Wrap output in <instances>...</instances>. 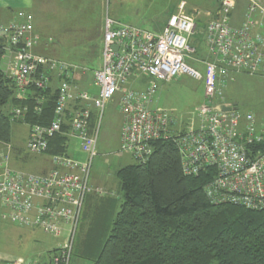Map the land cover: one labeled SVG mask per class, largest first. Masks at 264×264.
<instances>
[{"label":"built area","instance_id":"built-area-1","mask_svg":"<svg viewBox=\"0 0 264 264\" xmlns=\"http://www.w3.org/2000/svg\"><path fill=\"white\" fill-rule=\"evenodd\" d=\"M216 1V14L200 31L204 60L194 59L189 42L197 29L198 11H186L183 1L158 34L106 15L101 64L92 75L95 95L73 85L66 63L33 53L38 39L24 13L19 12L16 21L0 24V38L6 42L3 69L16 86L17 98L31 87L46 89L53 77L59 81L53 120L48 126L29 127L28 152L44 155L49 139L61 134L75 140L85 155L82 161L75 159L67 142L65 156L50 157L51 169L34 175L10 170L7 155L0 153V219L64 238L46 262L15 259L0 264H71L85 200L94 192L101 194L89 184L90 171L97 156L102 111L115 95L121 115L120 154L144 164L153 143L170 140L178 150L184 176L214 172L204 189L209 201L264 210V115L242 113L223 100L232 81L227 79L229 74L264 79V0H245L244 22L237 28L230 25L237 0ZM184 75L203 82L204 99L198 107L199 127L177 132L176 119L151 105L160 84ZM139 80H147L144 89L134 86ZM223 107L231 110L223 112ZM25 112L16 109L13 118Z\"/></svg>","mask_w":264,"mask_h":264},{"label":"trees","instance_id":"trees-1","mask_svg":"<svg viewBox=\"0 0 264 264\" xmlns=\"http://www.w3.org/2000/svg\"><path fill=\"white\" fill-rule=\"evenodd\" d=\"M204 26L198 21L200 31ZM5 44L0 38V144H11L12 124L29 128L52 122L56 86L31 87L17 98L16 86L3 70ZM195 46L193 56L198 58L202 51L198 43ZM188 64L195 66L192 61ZM16 109L26 112L13 118ZM66 130L63 127V133ZM67 142L65 135H54L44 155L65 156ZM213 176L212 170L184 176L174 143L156 141L146 163L133 162L115 171L122 196L118 212L110 199L91 203L95 196H87L80 221L85 216L90 223L74 243V264H264V210L209 201L204 189ZM108 218H112L110 229Z\"/></svg>","mask_w":264,"mask_h":264},{"label":"rangeland","instance_id":"rangeland-1","mask_svg":"<svg viewBox=\"0 0 264 264\" xmlns=\"http://www.w3.org/2000/svg\"><path fill=\"white\" fill-rule=\"evenodd\" d=\"M174 1L0 0V20L12 18L13 14L16 16L19 12L24 13L27 19L29 17L32 33L38 39V44L34 46L38 48L36 54L66 63L71 69L72 80L74 79L78 87L74 86L82 91L80 89L89 86L93 71L101 64L100 37L103 34L102 26L106 15L125 24L159 32L166 23L165 12L170 6H174ZM181 1H184L188 11H200V24L210 19L205 16V11L209 12V8L218 6L216 0H179L177 4ZM244 1L238 0L237 7L242 6ZM35 32L41 37L40 44V37L38 38ZM200 35V29L197 28L189 39L191 48L196 47V43L202 48L204 44ZM205 58L203 52L198 58L194 57L197 60ZM235 79V84H229L224 90L223 100L242 113L250 111L258 116L264 115V79L248 76H237ZM118 99V95H115L102 111L97 156L92 162L89 182L94 190L101 192H94L95 198L90 202H97L101 198L110 199L113 205H116L115 213L118 212L122 200L115 171L133 163L128 154L119 153L121 115L117 107ZM203 99V82L184 75L160 84L151 108H161L171 114L181 126L186 127L190 123L200 122L198 107ZM11 128L12 143L0 144V153L7 155L10 170L26 174H44L42 171L52 166L51 160L48 156L28 152L26 142L29 128L23 124H12ZM85 210L86 215V207ZM111 220L112 218L107 220V229L111 228ZM89 223L90 218L85 220L84 216L77 229L75 244L82 239L84 229ZM63 241L64 238H53L38 229L21 228L0 219V262L15 259L46 262ZM74 259L72 258V264ZM82 264L90 263L82 261Z\"/></svg>","mask_w":264,"mask_h":264},{"label":"crops","instance_id":"crops-1","mask_svg":"<svg viewBox=\"0 0 264 264\" xmlns=\"http://www.w3.org/2000/svg\"><path fill=\"white\" fill-rule=\"evenodd\" d=\"M238 1V0H237ZM184 2V1H183ZM245 2V1H244ZM243 2V3H244ZM177 5V4H176ZM185 8H187V6H185ZM245 9H246V2L242 5V6H239V7H237V4H236V7H235V9H234V11L231 13V15H230V25L232 26V27H234V28H237V27H240L241 25H242V23L244 22V13H245ZM193 10H195V9H193ZM192 10V11H193ZM217 10H218V6L216 7V8H214V9H210L209 8V12H207V11H205V16L207 17V18H213V16L216 14V12H217ZM186 11H188L187 9H186ZM197 11V10H196ZM175 12V10L173 11V13ZM188 12H190V11H188ZM165 14H166V21H167V19L170 17L169 16V14H168V12H165ZM202 15H203V13H202ZM14 17H15V15L13 14V16H12V18H9V19H5V20H0V24H4V23H8V22H11V21H14ZM198 18H200V11L198 10ZM209 19V20H210ZM200 20V19H199ZM198 20V21H199ZM121 22V21H120ZM128 25H130V24H128ZM132 26H134V25H132ZM136 26V25H135ZM103 27V26H102ZM136 27H140V26H136ZM140 28H143V29H145L144 27H140ZM147 30V29H146ZM34 31H36V29H34ZM148 31H150V30H148ZM37 32V31H36ZM35 32V35H37L38 36V32L36 33ZM150 32H152V33H156V34H158V33H160L161 32V30L158 32V31H156V30H154V31H150ZM40 36H38V38H39ZM101 40H102V36L100 37V45H101ZM41 43V37H40V40H39V44ZM37 46H40V45H37ZM201 48V47H200ZM36 49H38L37 47L36 48H34V50H33V53L34 54H36ZM201 51L204 53V56H206V49H205V46L203 45L202 46V48H201ZM36 55H38V54H36ZM40 56V55H39ZM207 57V56H206ZM3 65H4V63H3ZM100 67V66H99ZM99 67H97V68H95V70L96 69H98ZM4 68V67H3ZM201 68V67H200ZM237 76H248V75H246V74H243V73H232V74H229L228 75V77H227V79L228 80H230V79H232V81L231 82H229V84L230 85H233V84H235V82H236V79H235V77H237ZM248 77H250V76H248ZM58 80L56 79V77H53V79L51 80V83H52V85L55 87V86H57V84H58ZM72 83H73V85H75L76 87H78L76 84H75V81H74V79L72 80ZM146 83H147V80H139V81H137V82H135V84H134V86L136 87V88H140V89H144L145 88V85H146ZM229 84L227 85V87L229 86ZM80 90H82V91H86V92H88V93H90V94H92V95H95V94H97V89L94 87V85H93V82L91 81V83L89 84V86H87L86 87V89H80ZM227 104H231V103H229V102H227ZM161 109V108H160ZM91 110H92V108H91ZM93 112H95L94 111V109H93ZM199 125H200V122L199 123H190L188 126H186V127H184V126H181L179 123H178V121L176 122V120H175V127H174V131H177V132H187L188 130H191V129H193V130H195V129H197L198 127H199ZM26 126V125H25ZM27 127V126H26ZM27 141H28V136H27ZM70 140H68V143H70V145H71V149H70V152H69V154H71L75 159H77V160H79V161H82V160H84V158H85V155L84 154H82L80 151H79V149H78V147H77V145H76V141L75 140H71L70 142H69ZM119 141H120V138H119ZM26 144H27V142H26ZM26 149H27V146H26ZM40 156H42V155H40ZM43 157H45V155L43 156ZM49 159H50V157H49ZM132 160V159H131ZM50 161V160H49ZM133 162V161H132ZM51 168V165L48 167V170ZM47 169L46 170H44V171H42L43 173L45 172L46 173V171H48ZM117 170V169H116ZM41 172V173H42ZM35 175V174H34ZM119 185V184H118ZM96 188V187H95ZM105 200V199H104Z\"/></svg>","mask_w":264,"mask_h":264},{"label":"water","instance_id":"water-1","mask_svg":"<svg viewBox=\"0 0 264 264\" xmlns=\"http://www.w3.org/2000/svg\"><path fill=\"white\" fill-rule=\"evenodd\" d=\"M230 110H231L230 108H225V107L222 108V111H223V112H228V111H230Z\"/></svg>","mask_w":264,"mask_h":264},{"label":"bare ground","instance_id":"bare-ground-1","mask_svg":"<svg viewBox=\"0 0 264 264\" xmlns=\"http://www.w3.org/2000/svg\"><path fill=\"white\" fill-rule=\"evenodd\" d=\"M97 190V189H96Z\"/></svg>","mask_w":264,"mask_h":264}]
</instances>
